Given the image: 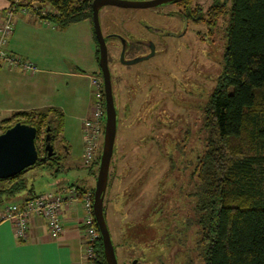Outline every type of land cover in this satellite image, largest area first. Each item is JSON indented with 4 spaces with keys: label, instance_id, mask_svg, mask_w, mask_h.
I'll return each mask as SVG.
<instances>
[{
    "label": "trees",
    "instance_id": "1",
    "mask_svg": "<svg viewBox=\"0 0 264 264\" xmlns=\"http://www.w3.org/2000/svg\"><path fill=\"white\" fill-rule=\"evenodd\" d=\"M22 1L27 4L20 6L29 7L31 12L60 28L85 20L93 24V0ZM45 7H50V11L43 16L41 11ZM201 11L200 21L209 27L208 34L221 33L225 50L216 86L200 106L202 122L196 131L198 138L203 135L202 149L192 168L195 179H190V184H193L191 193L195 203L189 209L188 215L192 218L185 219L186 229L195 226L194 250L200 264H264V0H214L206 11L204 8ZM120 121L118 117V131ZM63 122V114L56 109L18 112L2 122L0 133L16 123L34 126L40 158L32 167H53L61 157L46 156V137L49 135L54 144ZM183 139L181 143L188 141L189 136L186 134ZM176 147L180 151L186 148L177 143ZM101 153L89 165L96 180ZM117 153L116 146L104 200L107 224L110 194L117 166L123 158ZM32 167L0 180V210L9 199L27 188L25 175ZM77 189L80 197L89 192L94 201L95 189ZM33 192L31 188L27 195L36 196ZM95 226L98 228L96 220ZM121 231V243L115 244L112 239L119 264L120 247H127L132 256L137 255L132 259L137 264H168L166 251L169 253L182 245L177 237L167 243L162 234L163 224L153 218L137 224L127 223ZM95 253V264H107L101 237L95 244Z\"/></svg>",
    "mask_w": 264,
    "mask_h": 264
},
{
    "label": "rangeland",
    "instance_id": "2",
    "mask_svg": "<svg viewBox=\"0 0 264 264\" xmlns=\"http://www.w3.org/2000/svg\"><path fill=\"white\" fill-rule=\"evenodd\" d=\"M197 1L204 9L213 2L212 0L194 2ZM99 15L105 38L117 34L128 37L133 43L137 37L134 34L140 31L141 38L156 42V45L153 42L155 54L151 53L149 59L136 62L131 67H118L117 63H112L110 68L116 102H121L122 108L127 104L130 109L124 111V115L129 114L127 119L122 117L123 112L119 115L121 121L116 146L118 157L123 158L117 166L114 188L110 194L108 224L112 239L115 244L121 243V228L125 224H137L153 218L157 223L163 224L162 234L167 243L176 237L182 243L180 247L168 250L169 253L166 251L168 264L183 262L200 264L194 250L195 226L186 229L185 224V219L191 217L188 215L189 209L191 210L195 203L193 193L190 194L193 184L189 183L188 176L202 149L203 135H199L198 138L196 131L202 122L200 106L207 101L222 72L225 40L221 33L212 36L203 28L200 30L197 28L196 34L194 29H190L180 39L168 38L164 33L173 26L172 17L178 15L176 5L172 4L139 9L104 6L100 9ZM184 24L186 28L188 24ZM156 27L161 30L159 34L153 33ZM165 43L169 48L167 52L162 51ZM179 43L183 51L178 57L176 51ZM133 49L136 50L138 47L134 46ZM109 51L115 53L113 47L109 48ZM181 60L184 61V68L179 70ZM119 72H123L122 75L125 77L128 76L127 82L124 80L125 86H122L124 83L119 80L121 75ZM197 81L200 82L201 92L200 96L195 97L190 95L187 89ZM77 86L76 83L72 84L75 94L78 91ZM170 87L171 92H162V88ZM91 89L93 91L94 87ZM161 98H164L165 102L159 103L158 100ZM156 105L158 107L154 108ZM66 113L68 117L64 122L67 128L64 133L61 132L62 136L54 144L57 154L61 157L58 164L53 167L37 165L29 169L25 175L27 188L9 199L8 204H22L21 198L31 188L37 193H47L52 189L46 183L51 179L50 173L57 176L58 184L62 185L61 192L68 190L72 185L95 189L97 180L83 159L84 151L81 149L83 125L81 126L82 123L74 118L78 113L74 103L67 106ZM151 114L163 119L165 126L156 128L157 119L152 118ZM164 115L167 118H163ZM186 134L189 140L181 143ZM69 139H73L75 143L69 148L70 154H67L65 145ZM176 143L188 146L184 151H180L178 147L175 148ZM171 158L174 159V163ZM118 251L121 264H131L133 257L137 256H132L127 247H120Z\"/></svg>",
    "mask_w": 264,
    "mask_h": 264
},
{
    "label": "crops",
    "instance_id": "3",
    "mask_svg": "<svg viewBox=\"0 0 264 264\" xmlns=\"http://www.w3.org/2000/svg\"><path fill=\"white\" fill-rule=\"evenodd\" d=\"M13 1L0 0V18ZM45 8L50 11V7ZM7 50L35 63L39 72L30 74L8 67L0 70L2 121L12 118L18 112L50 109L59 110L65 121L68 117L67 106L72 103L78 111L74 118L82 123L81 126L86 118L92 116L94 101L91 77L101 74L99 44L90 21L85 20L60 28L37 13L31 12L26 15L18 13ZM75 83L78 84L76 94L72 88V84ZM66 128V123L63 122V130L58 133L54 144ZM67 142L66 152L70 154L69 148L75 141L69 139ZM81 144V149L84 151L83 139ZM49 178L51 179L46 183L52 189L48 192H61L63 189H61L62 185L58 184L57 176L50 173ZM33 194L43 193L34 191ZM30 197L26 194L21 198L20 203ZM84 213V205L81 201L66 207L63 212V231L58 238H53L42 218L35 217L30 222V238L26 242L16 237L13 223L10 221L1 223L0 232H3L9 241L2 259L8 264H17L21 261L27 264H82L81 222Z\"/></svg>",
    "mask_w": 264,
    "mask_h": 264
},
{
    "label": "built area",
    "instance_id": "4",
    "mask_svg": "<svg viewBox=\"0 0 264 264\" xmlns=\"http://www.w3.org/2000/svg\"><path fill=\"white\" fill-rule=\"evenodd\" d=\"M25 1L16 0L0 18V70L3 67L20 70L22 72L35 74L39 72L38 66L30 60L7 50L9 39L14 33L17 14H30L29 7L20 6ZM27 4V2H25ZM37 3H33L34 10H37ZM48 9L43 8L41 14L46 16ZM91 85L93 89L94 104L92 116L83 122L84 142V163L89 166L98 159L104 140V124L106 111L104 106V83L102 76H92ZM0 117V125L2 124ZM83 202L84 217L82 225V264H95V244L101 237L98 228L95 226L93 198L91 193L80 197L76 186H71L64 192H48L38 194L22 204H11L5 206L0 212V224L5 221L13 223L16 237L23 242L30 238V222L35 217L42 218L53 238H58L63 231V212L66 207L76 202Z\"/></svg>",
    "mask_w": 264,
    "mask_h": 264
},
{
    "label": "water",
    "instance_id": "5",
    "mask_svg": "<svg viewBox=\"0 0 264 264\" xmlns=\"http://www.w3.org/2000/svg\"><path fill=\"white\" fill-rule=\"evenodd\" d=\"M177 0H93V27L99 44V67L104 83V100L106 119L104 126L103 148L100 158V165L97 175V182L94 190L93 210L98 229L101 234L103 253L107 264H119L111 233L106 220L104 207L105 195L109 183L111 162L115 151V143L118 133V112L115 103V96L112 84V73L109 65V49L100 22V9L104 6H116L121 8H153L168 4ZM155 53V46L152 47V55ZM146 57L131 60L129 64L149 59ZM124 59V51L121 54ZM37 129L34 126L16 123L6 131L0 133V180L12 178L22 171L34 166L39 160V153L36 146ZM44 150L47 157L56 154L55 146L50 142V136L46 137ZM133 264H137L134 260Z\"/></svg>",
    "mask_w": 264,
    "mask_h": 264
},
{
    "label": "flooded vegetation",
    "instance_id": "6",
    "mask_svg": "<svg viewBox=\"0 0 264 264\" xmlns=\"http://www.w3.org/2000/svg\"><path fill=\"white\" fill-rule=\"evenodd\" d=\"M194 1L195 0H187L188 3H186L185 0H177V1H173L171 3H168V4L176 5L177 13H178V15L176 17H174V16L172 17V20H173L172 25L173 26L170 28V30L165 31V33H164V34H167L168 38L172 37L174 39H176V38L180 39V38H182V36H185L190 29H194V33L196 34L197 33V31H196L197 28H199V30L201 28H203V30L207 29V34L209 33V29H208L209 27H207L206 24L204 22L200 21V19H199V18H201L202 14H203V12L201 11L203 6H201L199 4V1H197V2H194ZM212 1H214V0H212ZM153 8H156V7H153ZM208 8H206L204 10L206 11ZM184 23L188 24L186 28L184 27V25H185ZM159 31H161L159 29V27H156V29H155V31H153V33L154 34H156V33L159 34ZM198 33H200V31H198ZM172 34H174V35H172ZM134 35H136L137 37L134 39L133 43L130 41V39L128 37H125V36L122 37V36L117 35V34L110 35V37L106 38L107 39V44H108V49L113 47L114 51H115V53H110V51H109L110 68H111L112 63H115V64L117 63L118 67H131V65L135 64V63L134 64H129L131 60H135V59L138 60V58H143V56L146 57V56H148L149 54L152 53V47L154 46L153 45L154 41H151L150 39L141 38L142 33L140 31H138V33L134 34ZM198 36L201 37L200 34ZM159 38L161 40V36H159ZM112 39L114 40V42H110ZM154 43L156 45V42H154ZM134 46L135 47L137 46L138 49L141 48V49H144V50H142V51L138 50V49L134 50L133 49ZM168 49L169 48H168V46H166V43H165L162 51L163 52H167ZM123 51H124V59L122 60L121 59V54H122ZM181 51H183V50L181 49V45L179 43V47L177 48V51H176V56H178L181 53ZM183 64H184V61L181 60V64H180L179 70H182L184 68ZM173 67H174V71H175L176 70V62H174V66ZM122 73L119 72V74H121L119 76L120 77L119 80L123 81V83H124V80L127 82L126 79H127L128 76L125 77V75H122ZM122 86H125V83L122 84ZM133 87H135V85H133ZM160 87H164V86L160 85ZM169 89H172V87L166 88V89L162 88V90H163L162 92H165V93L171 92V91H169ZM187 92H189L190 95H193L195 97L200 96V92H201L200 82L197 81V83H195V85L190 86L187 89ZM158 101H159V103H162V102H165V99L161 98ZM115 103H117L116 107L118 109L117 110L118 111V117L121 114V112H123V116L122 117L124 119H127L129 114H125L124 115V111H126V109H127V111L130 110L129 109V105L125 104V107L122 108L121 102H119V101L116 102L115 101ZM157 107H158V105H156L154 108H157ZM151 116H152V118L155 117L157 119L156 120V128H161V127L165 126L163 119H161L159 117H156L155 114H151ZM165 117L167 118L166 115L163 116V118H165ZM119 119L121 120L120 117H119ZM186 146H188V145H186ZM115 149H116V144H115ZM188 177H189V179H188L189 183L191 182L190 179H192V178H193V180L195 179L193 171L190 172ZM190 194H191V192H190ZM131 264H133V261H131Z\"/></svg>",
    "mask_w": 264,
    "mask_h": 264
},
{
    "label": "snow or ice",
    "instance_id": "7",
    "mask_svg": "<svg viewBox=\"0 0 264 264\" xmlns=\"http://www.w3.org/2000/svg\"><path fill=\"white\" fill-rule=\"evenodd\" d=\"M9 243V241L6 239L3 232H0V264H8V262L4 261L2 259V254L4 252V249L6 245ZM17 264H27V262H17Z\"/></svg>",
    "mask_w": 264,
    "mask_h": 264
}]
</instances>
